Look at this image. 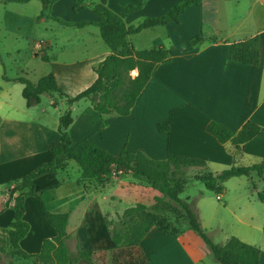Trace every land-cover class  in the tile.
I'll use <instances>...</instances> for the list:
<instances>
[{"label": "crops", "instance_id": "crops-1", "mask_svg": "<svg viewBox=\"0 0 264 264\" xmlns=\"http://www.w3.org/2000/svg\"><path fill=\"white\" fill-rule=\"evenodd\" d=\"M105 1L106 7L118 16L124 15L133 6L135 9L122 18L127 26H132L148 17L162 16L183 0ZM30 2L0 3V6L2 11L10 14L12 11L9 7L19 9V6L26 7ZM97 2L99 0L95 1ZM73 6L74 0H58L52 4L48 13L51 17L69 22L101 21L100 16L93 11L94 3L78 13L74 12ZM12 13L16 15V20H34V15L28 13ZM39 18L42 22L51 19ZM90 26L94 27L95 33L99 31L105 46L84 45L80 49H60L61 54L65 53V58L81 51L84 56L82 60L91 62L89 70L80 65L82 61H63L58 64L62 66L58 71L48 70L39 78L30 79L37 83L41 77L52 73L58 87L70 97L91 86L97 78L95 70L112 51L103 40L99 26L87 25L74 29L84 31ZM87 34L90 35L86 32L77 39L85 41ZM199 35L206 41L190 46V41ZM255 35L260 36L259 65L228 60L232 43ZM145 37H150V40ZM97 39L94 34L95 43ZM127 41L136 50L163 46L171 51L172 60L158 66L128 116L102 117L90 104H83V112L90 121L85 119L81 122V117L78 116L70 126L69 132L74 144L89 139L114 156L127 150L132 153L143 151L156 160L166 159L169 154L207 159L204 168L208 163L228 168L233 164L243 165L239 162L245 158V154L258 159L251 164L264 159V130L239 150L230 142L220 144L206 131L211 121H216L235 133L247 122L264 129V0H203L199 4L188 6L180 15L178 23L169 22L144 29L138 34L129 35ZM40 43L41 47L38 46ZM39 44L35 48L41 60L50 65L52 57L47 52H52V41L48 39ZM137 73L134 70L132 76ZM21 76H8L5 63L0 57V204H5L10 189L26 175L38 166L52 161V144L60 140L58 127L61 112L58 113L57 107L53 105L56 102L54 95L43 94L42 98L45 95L50 97L48 103L43 105L42 99L39 105L33 107H27L26 100L22 105L12 100L9 86L18 82L17 79ZM25 76L29 78L28 74ZM80 102L73 104L71 110ZM165 122H168L169 130L161 132L159 126ZM85 181L79 165L73 161H69L57 174L46 173L31 179L36 187V195H29L25 199L23 219L29 223L30 231L19 242L22 250L28 254H40L44 241L57 237L56 230L42 210L44 203L50 212L69 213L66 231L70 238L67 244L70 260L74 264L76 258L72 256L70 247L72 237L78 254L79 251L91 249L95 252L114 251L110 234H104L108 228L107 221H112L126 208L120 211L103 209L98 192L88 189ZM117 186L116 189L108 188L109 191L103 197L105 203L115 202L112 199L114 196L118 201L130 199L135 193L128 183ZM27 190L26 188L25 191ZM151 190L153 197L161 196L158 191L153 188ZM136 203L142 202L135 199L130 207ZM13 217L14 206L5 204L0 210V228H7ZM97 223H102L99 225L102 230L99 233L101 242L94 243V227ZM262 231L264 233V223ZM195 234L192 230H186L177 236H170L153 228L140 248L152 264H202L211 252ZM262 251L260 264H264L263 248ZM28 261L15 259L17 263Z\"/></svg>", "mask_w": 264, "mask_h": 264}, {"label": "trees", "instance_id": "trees-1", "mask_svg": "<svg viewBox=\"0 0 264 264\" xmlns=\"http://www.w3.org/2000/svg\"><path fill=\"white\" fill-rule=\"evenodd\" d=\"M32 0H0V3H28ZM42 4L40 17H48L65 27L82 28L87 25H97L101 29V36L111 49L108 55L97 67V78L87 89L74 97L68 96L57 85L54 74L50 73L41 77L34 83L27 76L17 79L23 85L22 96L26 100L27 107L37 106L41 103L43 94L55 95L66 98L69 108L63 111L59 117L58 131L60 140L52 144L53 159L49 163L38 166L26 175L19 184L10 189L6 205L14 206V217L7 228H0V232L7 236L12 253L20 259L31 260L33 264H74L69 257L67 240L70 235L66 228L69 213L50 212L45 204L42 210L48 222L57 232V237L45 240L40 254H28L19 246V242L29 233L30 225L23 219L25 211V199L29 195H36V187L31 182L33 177L46 173L57 174L63 170L69 161H75L81 171L83 179H100L108 175L112 169L122 173H134L145 178L151 183V187L161 196L155 197L151 207L143 203H136L126 208L119 215L118 227H110V239L113 249L121 246L141 251L140 245L153 228H158L170 236H177L183 232L170 229V224L159 211L173 210L176 214L184 216L187 225L186 230L194 231L210 250L214 260L219 264H260L262 249L248 244L237 236H231L225 244L215 243L202 227L199 216L195 210V202L183 200L179 197L177 188L184 182L183 168L205 167L207 159L169 154L166 159H152L143 151L136 153L123 150L118 156H114L97 146L89 139L77 144L71 140L69 128L75 122L71 106L79 101L86 100L100 115L128 116L135 105L138 96L146 84L152 78L159 65L169 63L172 60L170 50L163 46L136 50L130 47L127 37L140 33L142 30L166 25L169 22H179L180 15L190 5L199 4L203 0H183L176 4L160 17H148L137 25L127 26L123 16L135 8L129 7L124 15L118 16L106 7L105 0H74L73 10L78 13L94 3L93 11L100 16L101 21L93 22H69L60 18L51 17L49 9L58 0H38ZM206 41L201 35L190 41V46H195ZM260 36L234 42L230 45L228 60L240 62L246 65L257 66L260 63ZM137 70V75L132 72ZM57 102H54L56 106ZM161 132L168 131V122L159 126ZM262 129L257 124L247 122L238 132H232L226 126L211 121L206 131L213 135L220 144L232 143L237 150L256 137ZM257 174L264 178V159L248 166L233 164L217 174L208 172L198 177L205 188L216 193L224 190V183L234 177H251ZM28 189L25 191V189ZM256 190V186L254 185ZM17 192H19L17 194ZM258 199L264 203V193L258 191ZM170 201L176 203L179 208L172 206ZM183 212V213H182ZM111 225V222H107ZM95 250L79 251V257L91 260ZM146 255V254H145ZM147 256V255H146ZM114 263L120 264L119 257L114 256ZM152 264L147 256V262L128 261L122 264Z\"/></svg>", "mask_w": 264, "mask_h": 264}, {"label": "rangeland", "instance_id": "rangeland-1", "mask_svg": "<svg viewBox=\"0 0 264 264\" xmlns=\"http://www.w3.org/2000/svg\"><path fill=\"white\" fill-rule=\"evenodd\" d=\"M17 8L18 7H9V10L17 12L18 14L28 13V15H34V20H29L28 22L22 21L21 19L16 20V15L14 13L8 10L10 14H7L5 11H2V7L0 6V57L5 63L8 76L17 77L28 74L29 78L32 80L37 79L42 73L48 70L58 71V68L62 67L58 64L63 61H67V63L82 61L80 65L86 66L85 70H89L91 62L89 60H82L84 56L81 54V51H78L77 55L70 54L71 56H66L65 58V53L61 54L60 49L62 47H75L80 49L84 45L93 47L94 45L98 47H100V45L105 46L100 38L99 31L95 33L93 26L88 27L84 31H80L79 29L61 26L53 19H47L45 22L39 20L42 4L37 0L31 1L26 7L19 6V9ZM86 32L90 33V35L87 34L85 41L77 39L79 35H85ZM94 34L98 37L96 43L94 42ZM48 39L52 41V52H47L48 55L52 57L50 65L41 60L40 54L35 48V45L39 44V42ZM145 39L150 40V37H145ZM148 45H150V43H148ZM9 87L11 88L12 100L20 102L21 105L24 104L25 99L22 96V84L14 82L12 86ZM42 99V104L45 105L50 100V97L45 95ZM54 99L57 102L56 107L58 113H62L61 110L64 111L69 108L66 98L62 100L55 94ZM83 104L90 103H88V101H81L74 105V108H72L73 116L75 120L80 116L81 122L85 119L90 121L83 112ZM244 156L245 158L239 163L246 166L258 160L251 155L245 154ZM73 163L77 165L76 162L73 161ZM226 168L228 167L217 163H208L206 168H183L182 172L185 179L177 188L179 197L183 200L195 202V210L199 216L202 227L215 243L224 244L230 236H237L246 243L259 247L261 246L264 249V233L262 231L264 223V203L257 197L258 191L264 193V179L260 178L257 174H253L251 177H234L224 183V190L219 194L207 190L204 184L198 180V177L201 175H205L208 172H220ZM115 172V169H112L108 175L100 179H86L85 181V185L88 189L98 192V198L101 201L103 209L109 211L110 209H115L116 211H120L130 207L135 199L138 202L146 203V205L148 204L149 207L153 205L155 197H153L151 183L147 179L138 177L131 172L122 173L120 171V179L116 181L114 179V175H116ZM122 183H128V185L135 190L134 195L131 196L130 199L124 198L122 201H118L114 196L112 199L115 202L109 201L105 203L103 197L109 191L108 188L112 187L116 189L118 188L117 185ZM254 185L257 188L256 190L254 189ZM219 195L221 196L220 200L217 199ZM7 196H9V194ZM166 201L172 206L179 208L176 203L169 199H166ZM4 206V203L0 204V210ZM159 213L161 216H165L168 219L171 226L170 229L175 228V230L179 232H185L184 230L186 229L187 222L181 213L176 214L173 210H168L166 212L159 211ZM118 217L119 215L112 219V221H109L111 225L107 224L108 228L105 230L104 234L109 236L110 227H118ZM101 224L102 223H97L96 227H94V243L98 241L101 242L99 236V233L102 232L99 227ZM195 235L197 236V234ZM70 247L72 256L76 258V264H115L113 260L114 256L117 258L119 257L120 264L130 260L131 262H147L145 253L127 249L123 246L115 249L111 253L97 251L92 255L90 261L79 258L74 237L70 240ZM16 258L17 257L12 253L7 236L0 232V264H33L31 260L24 263H17L15 262ZM202 264L219 263L214 260L210 253L209 256L203 260Z\"/></svg>", "mask_w": 264, "mask_h": 264}, {"label": "built area", "instance_id": "built-area-1", "mask_svg": "<svg viewBox=\"0 0 264 264\" xmlns=\"http://www.w3.org/2000/svg\"><path fill=\"white\" fill-rule=\"evenodd\" d=\"M38 46L41 47L42 44L40 43ZM115 174H116V175H114V179L117 181V180L120 179V175H119V174H120V171H116ZM217 198L220 199V198H221L220 195L217 196Z\"/></svg>", "mask_w": 264, "mask_h": 264}]
</instances>
